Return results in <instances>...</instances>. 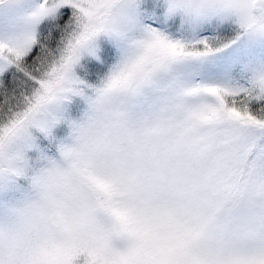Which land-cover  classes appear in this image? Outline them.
<instances>
[{
  "label": "snow or ice",
  "instance_id": "snow-or-ice-1",
  "mask_svg": "<svg viewBox=\"0 0 264 264\" xmlns=\"http://www.w3.org/2000/svg\"><path fill=\"white\" fill-rule=\"evenodd\" d=\"M0 264H264V0H0Z\"/></svg>",
  "mask_w": 264,
  "mask_h": 264
}]
</instances>
